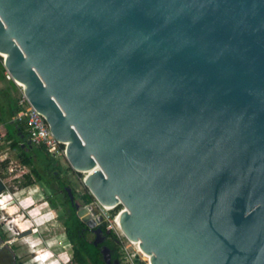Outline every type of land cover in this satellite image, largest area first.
I'll return each instance as SVG.
<instances>
[{
    "label": "water",
    "instance_id": "water-1",
    "mask_svg": "<svg viewBox=\"0 0 264 264\" xmlns=\"http://www.w3.org/2000/svg\"><path fill=\"white\" fill-rule=\"evenodd\" d=\"M0 54L149 264H264V0H0Z\"/></svg>",
    "mask_w": 264,
    "mask_h": 264
},
{
    "label": "flooded vegetation",
    "instance_id": "flooded-vegetation-1",
    "mask_svg": "<svg viewBox=\"0 0 264 264\" xmlns=\"http://www.w3.org/2000/svg\"><path fill=\"white\" fill-rule=\"evenodd\" d=\"M7 124L12 126L13 133L9 135L2 131L0 141L2 138L9 155L24 169V172L20 174L21 181H12L18 182L21 186L28 178L35 180L36 176L33 175V171H35L38 176L37 183L43 196L44 186H46V191L50 192L53 208H58L62 214L64 236L71 248L70 264H126L124 246L114 235L111 226L107 225L108 220L97 215L92 216L93 211L88 206L91 204L90 195L86 192L79 193L73 187L69 173L70 171L74 174L76 172L68 166L65 158L61 156L62 159L58 160L56 156L45 155L42 151L44 149L41 150V147L32 144L22 145L21 138L27 137L23 127L10 119ZM35 151L40 152L41 155H35ZM7 159L6 157L0 159V169H7L5 167L9 162ZM49 169L52 173L51 178L47 177ZM0 185L2 187L0 193L7 191V186L1 175ZM45 197L47 198V196ZM0 201L13 214V209L2 197H0ZM101 208L105 210L103 206ZM2 213L6 215L3 211ZM72 215L76 219L73 222L71 221ZM1 218H3V223H0V264H26L27 259L17 252L18 248L14 244L16 240L20 239L14 238L15 235L17 237L18 231L11 223L12 216L9 218L6 215ZM66 232L74 235L75 238L72 242L69 241ZM19 236L22 237V234ZM74 254L76 255L74 256ZM80 259L83 260L82 263H79Z\"/></svg>",
    "mask_w": 264,
    "mask_h": 264
},
{
    "label": "rangeland",
    "instance_id": "rangeland-1",
    "mask_svg": "<svg viewBox=\"0 0 264 264\" xmlns=\"http://www.w3.org/2000/svg\"><path fill=\"white\" fill-rule=\"evenodd\" d=\"M0 61L2 62L1 57ZM2 75L4 79H0L1 113L3 112V106H5V109L12 111L17 105V101L21 98L20 88L17 86L15 89L9 87L11 84L9 82L10 80L6 79L5 71ZM1 113L0 136L2 135V131L12 135L13 128L11 125L4 123L6 116ZM10 120H13L12 117ZM0 142V159L6 157L9 160L5 166L7 169H0L1 178L3 177V182L7 186V191L5 190L0 193V197L13 209V214L11 215L13 221L11 223L15 225L14 227L17 228V231L20 230V232L18 231L19 234H17V237L16 235L14 236L15 239H20L14 243L16 248H18L17 252L27 259L26 264H35L37 262L39 264H70L71 248L64 236L61 211L58 208L54 209L49 206L48 201L51 200V197L49 196L50 192L46 191V186H44V192L46 191V193L43 196L39 184L33 181L32 178L33 183L31 185L23 188L19 185L18 182L21 181L20 174L24 172V169L9 155L2 138ZM34 154L41 155L38 151H35ZM61 156L62 154L56 155V158L61 160L63 157ZM51 175V169H49L47 177L51 178ZM69 176H71L72 185L77 192H86L90 195L82 183L81 174H74L70 171ZM12 180L18 182H13ZM90 197L91 204L88 206L93 211L92 216L97 215L108 220L106 222L107 225L111 226L114 235L119 238L124 246L126 264H147V262H140L141 259L136 255L137 251L135 248L121 236L116 224H113L114 216L111 214V211L103 210L91 195ZM6 215L0 210V223H3V218L1 217H6ZM21 234L22 237L20 238L19 235Z\"/></svg>",
    "mask_w": 264,
    "mask_h": 264
},
{
    "label": "built area",
    "instance_id": "built-area-1",
    "mask_svg": "<svg viewBox=\"0 0 264 264\" xmlns=\"http://www.w3.org/2000/svg\"><path fill=\"white\" fill-rule=\"evenodd\" d=\"M5 75L6 79L10 80L6 73ZM17 107L18 111L12 119L23 127L30 144L43 148L49 155L62 154L63 156L64 145L53 139L43 117L28 104L22 93L21 98L17 101ZM140 262L143 261L140 260Z\"/></svg>",
    "mask_w": 264,
    "mask_h": 264
},
{
    "label": "trees",
    "instance_id": "trees-1",
    "mask_svg": "<svg viewBox=\"0 0 264 264\" xmlns=\"http://www.w3.org/2000/svg\"><path fill=\"white\" fill-rule=\"evenodd\" d=\"M3 72H4V70H3V68H2L1 61H0V79H1V78L4 79V78H3V75H2ZM9 82H10V84H11V86H9V87H11L12 89H15L16 86H15L11 81H9ZM2 108H3V112L1 113V111H0V113H1V114H5V116H6V119H5L4 123H7V121H8L11 117H13L14 114L18 111V107H17V105L13 108L12 111H9L8 109H5V106H3ZM41 150H42V148H41ZM42 151H44V154L47 155V153L45 152V150H42ZM23 163H25V161H23ZM33 175L36 176V177H35V180H33V181H36V182H37L38 176H37V174H36L35 171H33ZM33 181L30 180V179L28 178L25 182H23V184L21 185V187H27V186L31 185V184L33 183ZM44 194H45V192H44ZM48 204H49V206H50L51 208H53V203H52L51 201H48ZM111 214H112V213H111ZM72 217H73V215H72ZM74 220H76V219L73 217L71 221L73 222ZM66 233H67V232H66ZM66 235H67V237H68V239H69L70 242H72V240L75 238L74 235L71 234V233H67ZM75 255H76V254H74V256H75ZM82 262H83V260L80 259V260H79V263H82Z\"/></svg>",
    "mask_w": 264,
    "mask_h": 264
},
{
    "label": "bare ground",
    "instance_id": "bare-ground-1",
    "mask_svg": "<svg viewBox=\"0 0 264 264\" xmlns=\"http://www.w3.org/2000/svg\"><path fill=\"white\" fill-rule=\"evenodd\" d=\"M0 57L1 58H3V56H2V54H0ZM16 85L20 88V90H22L21 89V84L20 83H16ZM63 144V143H62ZM64 145V144H63ZM80 174L82 175V178H84V177H86V175L84 174V172H80ZM104 207V209L106 210V211H108L109 210V208L107 207V206H103ZM0 210H2L3 212L5 211V213L7 214V215H9V216H11L12 214H11V212H10V210H7V208H6V206H5V204H3L1 201H0ZM113 221H114V223L116 224V226H117V224H118V221L115 219V217H114V219H113ZM14 225V224H13ZM15 226V225H14ZM19 232H20V230H18ZM19 234V233H18ZM21 238V237H20ZM128 243L130 244V245H132L134 248H135V250L137 251L136 252V254L138 255V257L143 261V262H147V264H149V259L142 253V251L134 244V242H131V241H128Z\"/></svg>",
    "mask_w": 264,
    "mask_h": 264
}]
</instances>
